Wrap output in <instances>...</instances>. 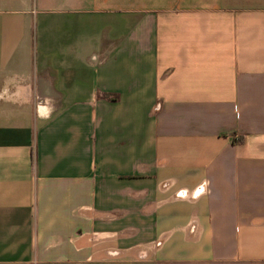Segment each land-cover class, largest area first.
<instances>
[{
    "label": "crops",
    "instance_id": "crops-1",
    "mask_svg": "<svg viewBox=\"0 0 264 264\" xmlns=\"http://www.w3.org/2000/svg\"><path fill=\"white\" fill-rule=\"evenodd\" d=\"M0 264H264V0H0Z\"/></svg>",
    "mask_w": 264,
    "mask_h": 264
}]
</instances>
